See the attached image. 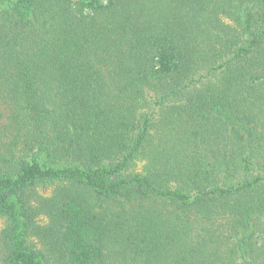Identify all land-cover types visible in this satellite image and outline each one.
I'll list each match as a JSON object with an SVG mask.
<instances>
[{
	"label": "trees",
	"instance_id": "obj_1",
	"mask_svg": "<svg viewBox=\"0 0 264 264\" xmlns=\"http://www.w3.org/2000/svg\"><path fill=\"white\" fill-rule=\"evenodd\" d=\"M262 193L264 0H0V264H264Z\"/></svg>",
	"mask_w": 264,
	"mask_h": 264
},
{
	"label": "rangeland",
	"instance_id": "obj_2",
	"mask_svg": "<svg viewBox=\"0 0 264 264\" xmlns=\"http://www.w3.org/2000/svg\"><path fill=\"white\" fill-rule=\"evenodd\" d=\"M149 114H151V132H152V140L155 141V143H153V145H155L157 143V139H159V137L163 136V132H162V128H165L167 131L170 132V126L167 123V118L166 115L168 114L167 111H162L160 107H155L153 108L151 111H148ZM174 125L171 126V128H173ZM168 132V133H169ZM174 133V131H173ZM172 136L171 134H169V137ZM171 144V143H170ZM173 145V144H172ZM169 147V151H162V150H157L156 151V158L157 160L164 162L165 164H167L170 167H174L176 166H182L183 162L186 161L189 158V150H187L186 152H181L178 148V150L175 149L174 146ZM176 145V143H175ZM208 151L205 150H200V152L198 154H196V160H198L200 163H204V165L209 164L208 162H210V165H208L207 170L212 171L213 170V165H212V160L208 158H212L210 154H206ZM179 164V165H178ZM138 167V166H137ZM253 175L257 174V173H262L260 171H258V169H254L253 171ZM248 178L252 179V174H248ZM229 186L236 184L238 181H240L242 179V175L241 172H239L237 175L230 177L229 178ZM57 183H48L46 185H41L38 187H35V193L37 195H43V196H49L52 192V190L56 187ZM264 194V193H262ZM31 204L32 205H37V203L31 199ZM216 205H222L221 203H218ZM43 215H40L37 217L38 221L40 219V222H43L44 220L42 219ZM0 227H2V222L0 221Z\"/></svg>",
	"mask_w": 264,
	"mask_h": 264
}]
</instances>
